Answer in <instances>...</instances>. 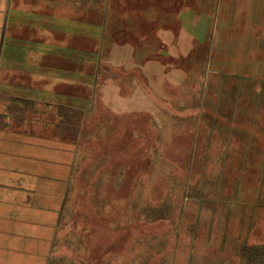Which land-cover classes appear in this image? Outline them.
I'll use <instances>...</instances> for the list:
<instances>
[{
  "label": "rangeland",
  "instance_id": "1",
  "mask_svg": "<svg viewBox=\"0 0 264 264\" xmlns=\"http://www.w3.org/2000/svg\"><path fill=\"white\" fill-rule=\"evenodd\" d=\"M63 1L94 7L77 47L67 25L66 109L41 107L77 151L52 264L259 262L264 0Z\"/></svg>",
  "mask_w": 264,
  "mask_h": 264
},
{
  "label": "crops",
  "instance_id": "2",
  "mask_svg": "<svg viewBox=\"0 0 264 264\" xmlns=\"http://www.w3.org/2000/svg\"><path fill=\"white\" fill-rule=\"evenodd\" d=\"M55 7L59 12L53 14ZM73 7L75 16L68 17L66 10ZM93 7L79 1L70 6L63 0H0V264H52L56 256L77 151L58 132L61 116L52 118L41 107L66 109V93L59 89L65 91L68 82L59 72L65 70L67 25H73L76 45L83 9ZM255 19L250 67L264 73V61L257 59H264V24Z\"/></svg>",
  "mask_w": 264,
  "mask_h": 264
},
{
  "label": "trees",
  "instance_id": "3",
  "mask_svg": "<svg viewBox=\"0 0 264 264\" xmlns=\"http://www.w3.org/2000/svg\"><path fill=\"white\" fill-rule=\"evenodd\" d=\"M259 256H260V258L259 259H257L259 262H254V261H252V264H263L264 263V261H261L262 259H264V258H262V255L261 254H259Z\"/></svg>",
  "mask_w": 264,
  "mask_h": 264
},
{
  "label": "water",
  "instance_id": "4",
  "mask_svg": "<svg viewBox=\"0 0 264 264\" xmlns=\"http://www.w3.org/2000/svg\"><path fill=\"white\" fill-rule=\"evenodd\" d=\"M264 264V263H263Z\"/></svg>",
  "mask_w": 264,
  "mask_h": 264
}]
</instances>
